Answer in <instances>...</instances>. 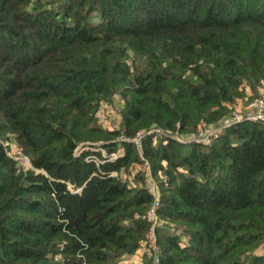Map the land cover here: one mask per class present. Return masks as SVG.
Wrapping results in <instances>:
<instances>
[{
    "label": "trees",
    "instance_id": "16d2710c",
    "mask_svg": "<svg viewBox=\"0 0 264 264\" xmlns=\"http://www.w3.org/2000/svg\"><path fill=\"white\" fill-rule=\"evenodd\" d=\"M262 85L264 0H0V264L135 254L153 195L123 177L140 158L116 138L196 133ZM116 96L109 130L97 113ZM12 136L32 168L8 155ZM99 141L124 153L75 154ZM143 151L161 192L160 264H264V123L226 125L209 144L148 137Z\"/></svg>",
    "mask_w": 264,
    "mask_h": 264
},
{
    "label": "built area",
    "instance_id": "2783aa9c",
    "mask_svg": "<svg viewBox=\"0 0 264 264\" xmlns=\"http://www.w3.org/2000/svg\"><path fill=\"white\" fill-rule=\"evenodd\" d=\"M242 121H260L264 123V90L257 98H254L249 103V108L245 114L241 116L236 115L234 117H231L226 123L230 125ZM220 129L221 128L200 127L197 133L193 135L191 134L190 136L181 134L179 135L178 132L167 131L162 129L161 127L152 126L150 128L137 131L133 137L126 136V134L122 131L121 134L116 138V141L119 142L134 143L136 145L137 152L140 158V162L134 164L131 167L129 174H123V177L125 178V180H128L130 182V186H135L138 173L144 172L145 179L141 183L153 195V202L149 206L146 213V219L150 223V227L146 236V240L143 243V246H145V254L148 257H151L157 264H160L161 259V246L158 239V231L160 227L164 224V220L159 214V210L161 207V192L158 181L152 174L151 164L144 155L143 142L148 137H154L155 140L158 137H164L171 138L183 143L198 142L203 144H209L218 135L217 133L218 131H220ZM175 133L181 137L177 136ZM103 144L104 142L101 141L81 144L76 148L75 154L78 155L86 150L101 151L103 154L102 159L96 158L92 155H89L86 158V160L88 161H95L97 164H99L100 162H104V160L114 161L124 153V150H122V152L118 150L117 152L107 153L102 146ZM5 146L8 147V155L16 161L19 170H27L32 168V163L29 157L24 153L22 148L17 145L15 137H13L10 141L6 142ZM136 165H139V167ZM111 174L113 176H117L118 172L113 171ZM142 249L144 250V248Z\"/></svg>",
    "mask_w": 264,
    "mask_h": 264
},
{
    "label": "rangeland",
    "instance_id": "374dc122",
    "mask_svg": "<svg viewBox=\"0 0 264 264\" xmlns=\"http://www.w3.org/2000/svg\"><path fill=\"white\" fill-rule=\"evenodd\" d=\"M245 89H246L247 93L243 97L239 98L234 104H232L230 106L231 111H230V114H229V117L227 118V120H223L218 125L211 126L212 128H221L217 134H220L222 128L225 127L226 125H228V123H226V122L231 117H234L236 115L241 116L247 112V110L249 108V103L254 98H257L261 94V92L264 90V85L260 86V88L258 90V93H259L258 96L255 93H252L250 88L245 87ZM121 101H122L121 97L116 96L113 99V101H111V102H103V104L101 105V107L99 108L98 113H97L98 123L102 127L109 129V130H115V129H119L121 127V114H120V104H122ZM178 134L191 136L190 133H178ZM193 134H195V133H193ZM179 135H177V136H179ZM179 137H181V136H179ZM12 138H13V136H12ZM11 139H8L7 141H5L4 144L6 142L10 141ZM190 143H192V142H190ZM119 150H120V152H122L123 148H120ZM136 166L139 167V165H136ZM136 186L139 188L144 187V185L138 181H136V185L134 187H136ZM171 232L180 234V231L174 227L171 229ZM185 240H186V238H185V236H183L182 237V244L183 245H185ZM142 248H144V250ZM145 253H146L145 252V246H143V244H142L140 246V249L135 254L124 257V259L119 264H145L146 263L145 259L151 258V257H148ZM161 254H162V252H161ZM151 260H153V259L151 258ZM153 263L157 264L156 262H154V260H153Z\"/></svg>",
    "mask_w": 264,
    "mask_h": 264
}]
</instances>
